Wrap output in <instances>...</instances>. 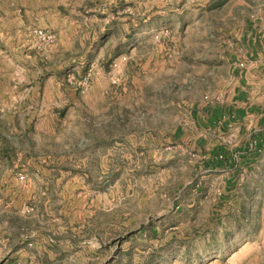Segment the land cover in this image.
<instances>
[{"label":"rangeland","instance_id":"1","mask_svg":"<svg viewBox=\"0 0 264 264\" xmlns=\"http://www.w3.org/2000/svg\"><path fill=\"white\" fill-rule=\"evenodd\" d=\"M262 4L0 0V264H264Z\"/></svg>","mask_w":264,"mask_h":264},{"label":"crops","instance_id":"2","mask_svg":"<svg viewBox=\"0 0 264 264\" xmlns=\"http://www.w3.org/2000/svg\"><path fill=\"white\" fill-rule=\"evenodd\" d=\"M261 11L259 12L258 15L256 16H252L250 15L248 17V20L245 24V28L243 31V34L241 35L240 38V46H239V50L237 53V58H242V64H238V66L240 68L244 67L245 65H250L249 63H254V61L257 63L256 66H259L260 64L264 65V0H263V4H262ZM237 67V65L235 66ZM238 72V71H237ZM236 78H239V76H243V74H240L239 72L237 74H235ZM1 81V80H0ZM244 92H239L237 94H235V96H233L232 101L229 105L227 106H223L220 108H214L208 115V121L211 122H216L217 119L219 118V122L221 123V119L225 118L226 115H228L230 117L231 113H232V117L234 119H236V121H233L228 124L229 126L234 125L236 123L239 124H243L240 122L241 119H245V117H249L248 114V108L245 107V105L243 104L244 100ZM2 104H0L1 106ZM41 109V112H39L38 108L36 111L31 112L30 114H28L29 117V121L30 124L32 123V121L36 118V116L39 115H43L44 113H47L50 108L47 107L46 105L43 104V106L41 105L39 107ZM20 105L17 108V110H15L14 112H12V114L10 115V117H22V110H20ZM4 108H1L0 111L3 112V114H0V117H5L8 116V112H4ZM218 115V116H216ZM223 116V117H222ZM23 121H20L19 124L20 126L25 125V123L22 124ZM28 122V128L30 127ZM35 124L37 125L38 122H35ZM38 126V125H37ZM25 128V126H23ZM25 130V129H24ZM263 138L261 140L256 139L255 140V144L258 145L260 144L261 146V142ZM257 148V146H256ZM249 151L253 152L254 151V146L250 145V148L248 149ZM3 151H8L7 148L4 146L3 147ZM10 153V152H7ZM4 154V153H3ZM248 156H245L243 159H248ZM230 165L228 164L226 166V168L231 166L232 160L229 161Z\"/></svg>","mask_w":264,"mask_h":264},{"label":"built area","instance_id":"3","mask_svg":"<svg viewBox=\"0 0 264 264\" xmlns=\"http://www.w3.org/2000/svg\"><path fill=\"white\" fill-rule=\"evenodd\" d=\"M37 35H38L39 40L42 42L52 43L55 41V35L51 32L39 31ZM241 65L243 64L241 63Z\"/></svg>","mask_w":264,"mask_h":264},{"label":"trees","instance_id":"4","mask_svg":"<svg viewBox=\"0 0 264 264\" xmlns=\"http://www.w3.org/2000/svg\"><path fill=\"white\" fill-rule=\"evenodd\" d=\"M216 116H218V115H216Z\"/></svg>","mask_w":264,"mask_h":264}]
</instances>
